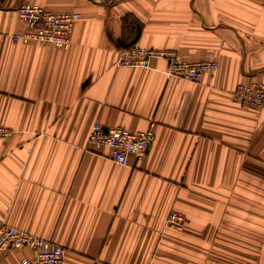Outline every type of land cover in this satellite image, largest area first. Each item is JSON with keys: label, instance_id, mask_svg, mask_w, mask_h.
I'll list each match as a JSON object with an SVG mask.
<instances>
[{"label": "crops", "instance_id": "1", "mask_svg": "<svg viewBox=\"0 0 264 264\" xmlns=\"http://www.w3.org/2000/svg\"><path fill=\"white\" fill-rule=\"evenodd\" d=\"M24 1L80 13L67 49L13 39ZM131 41L217 67L193 82L162 58L119 65ZM249 80L264 83V0H0V223L59 243L65 264H264V108L230 94ZM151 121L128 166L86 147L95 122Z\"/></svg>", "mask_w": 264, "mask_h": 264}, {"label": "built area", "instance_id": "2", "mask_svg": "<svg viewBox=\"0 0 264 264\" xmlns=\"http://www.w3.org/2000/svg\"><path fill=\"white\" fill-rule=\"evenodd\" d=\"M19 18L26 24L27 30L12 37L23 43L40 41L49 46L67 49L70 45V33L74 22L80 17L76 11L52 12L37 3L22 2L16 7ZM153 58L167 61V75L198 82L206 72L212 73L217 67L214 59L184 60L175 50L147 48L133 45L123 48L118 60L119 65L146 66ZM234 100L248 106L264 108V83L246 81L236 85L231 91ZM10 132L0 126V136ZM154 138V122L143 130L132 131L120 126H103L95 122L87 136L86 147L92 150L108 148L110 158L123 166L131 161L143 159ZM185 217L177 211H170L166 226L173 230H182ZM27 249L29 256H22L19 264H65V248L59 243L26 233L16 226L0 223V254L7 250Z\"/></svg>", "mask_w": 264, "mask_h": 264}, {"label": "rangeland", "instance_id": "3", "mask_svg": "<svg viewBox=\"0 0 264 264\" xmlns=\"http://www.w3.org/2000/svg\"><path fill=\"white\" fill-rule=\"evenodd\" d=\"M134 45H135V44H134ZM130 46H133V45H130ZM130 46H129V47H130ZM172 50H173V49H172ZM178 57H179V56H178ZM179 58H180V57H179ZM181 59H182V58H181ZM184 60H187V59H184ZM202 60H203V59H202ZM190 61H195V60H190ZM206 73H209V72H206ZM201 78H202V77H201ZM200 80H201V79H200ZM200 80H199V81H200ZM199 81H198V82H199ZM230 94H231V93H230ZM183 216H184V215H183ZM185 223H186V219H185ZM184 228H185V225H184L183 229H184ZM183 229H182V230H183ZM182 230H180V231H182ZM176 231H178V230H176Z\"/></svg>", "mask_w": 264, "mask_h": 264}, {"label": "trees", "instance_id": "4", "mask_svg": "<svg viewBox=\"0 0 264 264\" xmlns=\"http://www.w3.org/2000/svg\"><path fill=\"white\" fill-rule=\"evenodd\" d=\"M126 17V16H125ZM137 30H140V28H139V26H138V28H137ZM132 43L131 44H125L123 47H129L130 45H133L134 44V41H131Z\"/></svg>", "mask_w": 264, "mask_h": 264}]
</instances>
